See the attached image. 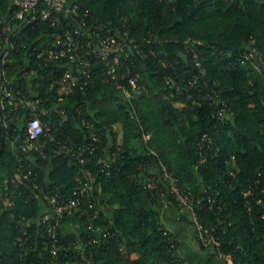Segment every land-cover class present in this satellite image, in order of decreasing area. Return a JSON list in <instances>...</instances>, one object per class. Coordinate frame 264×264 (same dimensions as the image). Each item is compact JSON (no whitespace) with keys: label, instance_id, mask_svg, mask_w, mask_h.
<instances>
[{"label":"trees","instance_id":"trees-1","mask_svg":"<svg viewBox=\"0 0 264 264\" xmlns=\"http://www.w3.org/2000/svg\"><path fill=\"white\" fill-rule=\"evenodd\" d=\"M77 2L89 13V26L102 25L115 38L126 32L133 40L136 49L118 71L129 68L140 86L136 93L126 81L111 80L105 65L93 60V77L83 91H54L46 105L51 108L60 97L75 107L67 106L66 117L54 111L53 119L43 117L47 125L53 123L55 134L60 120L63 133L71 138L78 134L79 143L85 140L81 119L88 120L98 128L106 155L118 153L99 194L102 205L114 207L112 217L100 212L94 220L111 227L114 237L94 249L97 264H183L175 255L177 247L166 241L163 234L169 231L155 209L159 196L170 188L165 172L190 193L199 224L220 243L206 248L198 241L201 248L230 255L233 264H264V192L243 196L257 179L264 186V0ZM39 31L50 40L53 31L46 24L28 33L34 38ZM195 54L200 67L194 64ZM121 84L130 92L127 101L120 95ZM209 91L218 94L213 103ZM191 98L202 106L192 104ZM221 101L228 109L222 117L215 111ZM25 160L38 184L58 187L68 197L79 187L82 166L68 167L61 157L42 158L34 151ZM18 166L0 125V264H46L42 243L54 219L30 182H13ZM90 166L99 171L95 160ZM147 179L155 182L153 190ZM169 199V206L180 211L173 197ZM83 208L87 213L79 227H87L93 217V209ZM18 227H29L33 248L26 258L19 257ZM72 237L60 236L58 243L70 244Z\"/></svg>","mask_w":264,"mask_h":264},{"label":"built area","instance_id":"built-area-1","mask_svg":"<svg viewBox=\"0 0 264 264\" xmlns=\"http://www.w3.org/2000/svg\"><path fill=\"white\" fill-rule=\"evenodd\" d=\"M5 1L7 4L4 6ZM88 16L87 11L80 10L77 0H0V125L5 142L13 150L19 164L13 182L19 179L30 182L33 189L40 192L43 204L50 209L54 219L45 228L47 242L42 243L43 251L48 253L46 264H59L62 259L67 260L68 264H97L94 249L114 237V233L110 232L111 227L96 224L94 220L100 215L102 202L99 194L102 180L109 175L107 168L118 156L117 151L110 154L111 159L106 155L105 148H101L98 128L83 118V142L77 141L78 134L76 138L66 136L62 131L65 126L60 120L56 123V134L53 133V123L47 125L43 117L53 119L51 111L60 117H66L67 106L75 105L58 97L54 106L47 109L50 94L54 91L69 94L77 90L83 91L93 77V60H99L105 65L111 80L118 83L126 81L132 91L140 92V86L136 82L137 74L131 76L129 68L118 71L119 64L126 62L130 52L136 49L132 45L133 40L127 38L126 32L123 37L115 38L102 25L89 26ZM42 24L53 31L50 40H45L47 35L41 31L34 38L29 35V31H36L38 25ZM196 43L200 44L199 41ZM186 44L188 46L187 42ZM249 56L252 57L253 53ZM193 58L195 66L200 67L198 55H193ZM47 74L49 77L45 79ZM165 80L175 84L170 76H166ZM197 81L189 82V86L195 85ZM119 87L120 95L126 101L130 99L127 88L122 84ZM208 94L211 103L218 98L215 91H209ZM191 102L202 106L197 99L191 98ZM215 111L220 117L225 115L228 111L225 102L221 101ZM131 116H134L133 112ZM147 137L148 135L144 136L145 141ZM202 140H206V136ZM101 149L103 154L99 153ZM33 151L38 152L42 158L49 155L61 157L68 167H83L82 176L77 178L79 187L72 191L71 196H66L58 187L43 186L35 182L32 171L25 168L28 164L25 159ZM94 160L98 163V172L90 166ZM164 178L169 180L170 188L159 196L161 200L170 204L169 197L172 196L180 209L188 211L200 244L206 248L220 247L219 241L207 234L199 224L194 210L196 201L190 193L179 187L177 180L169 173L165 172ZM146 183L151 190L156 187L155 182L150 179ZM260 187L261 181L257 179L244 191L243 196H254L258 191L263 193L264 186ZM84 206L93 209V217L87 227H61L71 219H76L79 226L80 217L87 213ZM28 228L18 227L20 235L17 236L16 243L20 258H26L32 253L33 247L28 242ZM69 234L73 236L70 244L58 243L60 236ZM83 234L85 235L82 236ZM163 235L173 248L178 246V239L173 233L165 232ZM2 256L0 248V260ZM38 256L41 257L42 252H38ZM218 256L227 264H233L230 255L224 256L218 251ZM183 264L188 262L184 261Z\"/></svg>","mask_w":264,"mask_h":264},{"label":"crops","instance_id":"crops-1","mask_svg":"<svg viewBox=\"0 0 264 264\" xmlns=\"http://www.w3.org/2000/svg\"><path fill=\"white\" fill-rule=\"evenodd\" d=\"M113 209L114 207L110 208L106 205H101L100 212L105 214L107 218H111ZM155 209L159 214L161 225L169 232L173 233L178 239V246L175 255L179 259H182L189 264H224L221 257L212 253L210 249L200 247L197 233L194 229L195 226L189 222L187 210L180 209V211H177L162 200H159L155 204ZM41 211H46V208L42 207ZM40 216H42V213ZM61 227L79 226L76 219H71L64 222ZM192 242L197 243L199 249L193 247Z\"/></svg>","mask_w":264,"mask_h":264},{"label":"rangeland","instance_id":"rangeland-1","mask_svg":"<svg viewBox=\"0 0 264 264\" xmlns=\"http://www.w3.org/2000/svg\"><path fill=\"white\" fill-rule=\"evenodd\" d=\"M118 128V127H117ZM119 129V128H118ZM192 245H193V247H196L197 249H199V247H198V244L197 243H195V242H192Z\"/></svg>","mask_w":264,"mask_h":264}]
</instances>
